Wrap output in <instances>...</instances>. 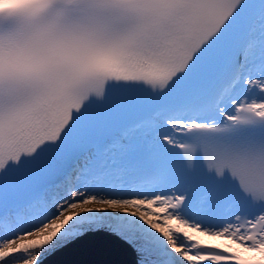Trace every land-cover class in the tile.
I'll list each match as a JSON object with an SVG mask.
<instances>
[{
    "label": "rangeland",
    "instance_id": "1",
    "mask_svg": "<svg viewBox=\"0 0 264 264\" xmlns=\"http://www.w3.org/2000/svg\"><path fill=\"white\" fill-rule=\"evenodd\" d=\"M136 198L139 200V204L135 206L134 203H131L132 201H130V199H126L122 202H97L93 201V197L89 195L81 198V200L75 202L69 208L75 209L89 205H97L109 215L117 214L119 217H122L127 212L140 214L142 219L140 220V224H137V229L131 230V232L126 233L125 236L126 240L134 246L136 252H146L148 249L159 251L160 254H158L155 260L156 264L162 262V252L175 255L180 260L181 264H193L192 256L188 252V245L178 241L177 235L189 238V240L193 242L199 239H206V236L203 235L206 229L196 222L188 221L183 216L179 218L178 231L172 232L169 229L168 222H170L174 216L162 215L161 213L155 212V209H147L144 207L143 197ZM63 217L64 214H53L35 228L24 229L18 235L9 237L4 241L0 239V251L12 249L13 251H17L19 255V260L16 263L6 262L0 264H34L36 259L33 257V254L38 253V251L40 252V250L37 249V245L41 241H49L52 238L53 223L55 221H61ZM142 231L150 233L149 236H151L153 240H144L141 235ZM220 233L223 234V231ZM220 238L213 237V239L221 241L222 239ZM230 242L233 241H225L226 244ZM28 245H32L34 248L33 254L26 251L29 248ZM50 251H53V249L45 250V255L49 254ZM141 260L142 264H154L147 259Z\"/></svg>",
    "mask_w": 264,
    "mask_h": 264
},
{
    "label": "bare ground",
    "instance_id": "2",
    "mask_svg": "<svg viewBox=\"0 0 264 264\" xmlns=\"http://www.w3.org/2000/svg\"><path fill=\"white\" fill-rule=\"evenodd\" d=\"M242 85H243V87H245V89L250 88L252 85H254V86H257L258 85L260 87H263L264 86V79H263V81L260 82L259 78H254L252 81H250L249 79H245L244 78L243 79V82H242ZM135 195H136V197L139 196L138 194H135ZM70 196H72V194ZM86 196H88V195H86ZM136 197L133 198V199H130V201H132L131 203H134L135 206L137 204H139V200ZM142 200H143V203L149 201V200H146L144 198H142ZM158 207H160V205L159 206H155V205L153 206V205H151L150 206V209H157ZM163 210H164V207L162 206L160 209H158V213H161ZM169 214H171V215L174 216L171 221H174V224L176 226H178L179 225V222H180L179 221L180 220L179 218L180 217H183V214H180V213H178V214L169 213ZM141 217L142 216L140 214H134V213H131V212H127L122 217L114 216L112 219H114L115 222H117V221L120 222L121 226L123 227V232L119 236H121L124 239H126V237H125L126 233L131 232V230H133V229H135L137 227V224H140V220L142 219ZM107 219H111V216L109 217V215H107L105 217V220H107ZM222 230H227V228L226 229H222ZM144 234L145 235H149L150 233H147L145 231H142L141 232V235H144ZM203 235L206 236V239H201L203 242H211V241H214L211 238V236L218 237L217 236L218 235L217 232H215L211 228H206L205 232H203ZM154 237H155V234H154ZM223 239L225 241H227V240L228 241H233L232 242L233 243V249H235V245H239V247L235 249L237 251H238V249L245 248V250H247L246 252H250L251 254H254V253L257 252V249L252 248V247H249L248 245L244 244L243 242L242 243L238 242L235 239V237L232 234V232H230V231L227 233V236H224L223 237ZM151 240H153L152 237H151ZM196 241L199 242L198 240H196ZM196 241H193V242H196ZM51 242H53V240H51ZM111 242L112 243H117V241H115V240H113ZM28 246H29V249L28 250H30L32 246L31 245H28ZM107 246H109V245H107ZM59 249H61V250L56 254V256H59V257L64 258V261H67V262L74 261L75 264H100L98 260L93 259V258H90V255H92V253L94 252V249H95L94 248V245L91 243V240L90 241H87V242H84V243H82V244H80L78 246L76 244H74V245H72L71 248H69V247H67V245H65V246H63V247H61ZM151 251H153V250H151ZM63 252L69 253L70 255H68V257H66L67 255L64 254ZM156 252L159 253V251H156ZM51 253H54V252H51ZM118 253H122V254L117 255L114 258L112 264H122L124 262V255L126 256V253H124V252H118ZM243 253H245V252H243ZM116 254H114L113 257ZM165 255H168V253H163V252L161 253V256H165ZM107 256H109V255H107ZM40 257L44 261L46 258L47 259L48 258H51V254H48L46 256L45 255V250H44L40 254L39 258ZM113 257H112V259H113ZM138 263L139 264H142L140 259L138 260ZM42 264H58V263L52 257L51 259L43 262ZM126 264H129V261L128 260L126 261Z\"/></svg>",
    "mask_w": 264,
    "mask_h": 264
},
{
    "label": "water",
    "instance_id": "3",
    "mask_svg": "<svg viewBox=\"0 0 264 264\" xmlns=\"http://www.w3.org/2000/svg\"><path fill=\"white\" fill-rule=\"evenodd\" d=\"M106 237H109V235H105ZM112 249H114V250H116V248H115V246H110ZM128 254H129V256H130V258H131V261H133V263L134 264H136V257H135V252H134V250L133 249H130V248H128ZM45 261H47V259L45 260ZM44 261V262H45Z\"/></svg>",
    "mask_w": 264,
    "mask_h": 264
}]
</instances>
